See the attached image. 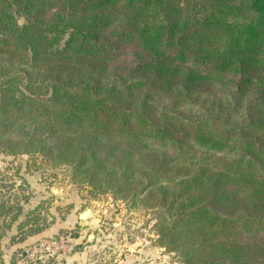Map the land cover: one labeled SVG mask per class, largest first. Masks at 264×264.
Returning a JSON list of instances; mask_svg holds the SVG:
<instances>
[{
    "label": "trees",
    "instance_id": "16d2710c",
    "mask_svg": "<svg viewBox=\"0 0 264 264\" xmlns=\"http://www.w3.org/2000/svg\"><path fill=\"white\" fill-rule=\"evenodd\" d=\"M180 1L0 0V148L152 211L183 264H264V0Z\"/></svg>",
    "mask_w": 264,
    "mask_h": 264
},
{
    "label": "rangeland",
    "instance_id": "374dc122",
    "mask_svg": "<svg viewBox=\"0 0 264 264\" xmlns=\"http://www.w3.org/2000/svg\"><path fill=\"white\" fill-rule=\"evenodd\" d=\"M195 2L202 18L207 12L204 2L180 1ZM16 18L21 26L26 24L23 14ZM131 49L124 48L113 63L125 60ZM71 172L69 166L9 156L0 148V264H63L78 245L84 247L83 264H183L176 253L157 244L152 211L111 193L95 195L85 182H75ZM87 209L95 212L82 224L80 215Z\"/></svg>",
    "mask_w": 264,
    "mask_h": 264
},
{
    "label": "crops",
    "instance_id": "0c3cea01",
    "mask_svg": "<svg viewBox=\"0 0 264 264\" xmlns=\"http://www.w3.org/2000/svg\"><path fill=\"white\" fill-rule=\"evenodd\" d=\"M39 236L45 237L43 236V234ZM85 260H86L85 253L81 251V252H76L75 254L66 258V261L63 264H83L85 263Z\"/></svg>",
    "mask_w": 264,
    "mask_h": 264
},
{
    "label": "water",
    "instance_id": "95a60500",
    "mask_svg": "<svg viewBox=\"0 0 264 264\" xmlns=\"http://www.w3.org/2000/svg\"><path fill=\"white\" fill-rule=\"evenodd\" d=\"M94 210L93 209H87L85 212H83L81 215H80V219L82 220V224L84 222V220H87L88 218H90L93 214H94Z\"/></svg>",
    "mask_w": 264,
    "mask_h": 264
}]
</instances>
